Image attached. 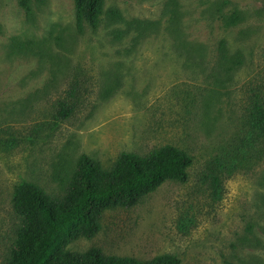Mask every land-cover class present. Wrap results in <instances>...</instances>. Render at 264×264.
Instances as JSON below:
<instances>
[{"label": "rangeland", "instance_id": "1", "mask_svg": "<svg viewBox=\"0 0 264 264\" xmlns=\"http://www.w3.org/2000/svg\"><path fill=\"white\" fill-rule=\"evenodd\" d=\"M176 1L174 20L169 0H105L93 28L78 25L75 0H28L29 10L0 0V264L20 224L17 184L62 196L82 154L108 168L123 152L167 144L192 156L188 180H167L133 207L106 209L99 232L67 248L264 264V156L242 142L248 85L264 83V0L225 5L224 13L243 17L234 26L219 18L222 0ZM110 9L122 19L111 20ZM131 20L145 28L130 30ZM221 38L245 63L216 82L180 53L198 43L210 51ZM195 59L213 61L209 52ZM74 79L87 87L85 98L54 124L55 103Z\"/></svg>", "mask_w": 264, "mask_h": 264}, {"label": "trees", "instance_id": "2", "mask_svg": "<svg viewBox=\"0 0 264 264\" xmlns=\"http://www.w3.org/2000/svg\"><path fill=\"white\" fill-rule=\"evenodd\" d=\"M230 1L220 2L219 18L227 26H234L243 17L237 9L231 13L223 12ZM104 3L105 0H75L78 25L87 23L96 28L104 12ZM21 4L30 9L28 0H21ZM169 6L176 20L177 1L169 0ZM108 16L113 21L121 18L115 9H110ZM126 23L130 30L145 28L140 20ZM175 46L181 47L176 42ZM183 49L180 54L187 60H193L205 73L209 71L208 75L213 76L216 82H222L223 78L231 76L245 63L244 54L232 51L225 38H221L210 51L207 45L200 43ZM208 52L212 55V65L203 59H195V56H205ZM248 86L251 87L243 118L247 136L242 142L252 155L264 156V83L251 82ZM85 92L87 87L74 79L66 96L55 103L54 124L75 113L85 98ZM192 162L193 158L188 152L172 144L146 154L123 152L108 168L89 155L82 154L62 196H55L30 181L17 184L13 208L20 224L7 264H180L181 259L172 254L141 260L132 256L106 255L96 246L83 252L71 251L67 246L80 237L95 236L101 229V219L106 209L133 207L167 180L187 181Z\"/></svg>", "mask_w": 264, "mask_h": 264}]
</instances>
